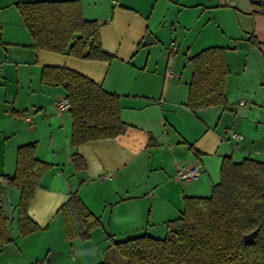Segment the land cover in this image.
<instances>
[{"label":"crops","instance_id":"0c3cea01","mask_svg":"<svg viewBox=\"0 0 264 264\" xmlns=\"http://www.w3.org/2000/svg\"><path fill=\"white\" fill-rule=\"evenodd\" d=\"M18 1L0 0V175L14 173L17 148L28 143H35L36 158L51 167L28 206L39 226L31 234L18 232L20 192L7 185L12 241L0 243V264H62L54 261L58 256L70 264L86 263L65 250L95 245L93 234L99 229L113 241L116 235L164 238L166 223L181 214L184 197L210 194L223 156L241 161L264 154L254 135L262 120L254 110L264 109V16L252 14L255 0H79L83 18L98 23L110 60L32 48ZM251 34L259 42L254 50ZM212 46L233 48L226 52L225 96L227 109L238 112L240 120L233 116L230 125L222 122L229 114L221 106L198 111L187 106L188 60ZM46 65L71 68L116 94L125 131L72 148L69 109L55 105L65 91L40 81ZM231 132L241 138L233 140ZM73 152L84 159L85 168L75 169ZM179 164H198L199 178L181 183L175 177ZM1 190L0 184V206ZM72 192L101 221L85 242L66 238L58 210ZM98 250L84 256H96ZM53 251L58 254L46 262Z\"/></svg>","mask_w":264,"mask_h":264},{"label":"trees","instance_id":"16d2710c","mask_svg":"<svg viewBox=\"0 0 264 264\" xmlns=\"http://www.w3.org/2000/svg\"><path fill=\"white\" fill-rule=\"evenodd\" d=\"M15 5L32 37V48L81 59H112L101 46L98 23L83 18L79 0H19ZM251 8L252 14L264 16V0L252 1ZM248 42L250 46L259 45L253 34ZM228 50L233 48L207 47L189 58L192 77L187 106L191 110L228 108ZM40 81L65 91L72 119V148L125 131L127 124L120 116L119 97L87 76L65 66L46 65L41 69ZM71 158L76 170L85 168L77 152ZM49 167L36 158L35 143H28L17 148L14 173L0 175L1 185H16L19 189L16 222L21 236L39 229L28 215V206ZM219 174L208 196L184 197L182 212L166 223L164 238L142 234L113 241L112 246L125 264H264V161H234L231 156H223ZM58 210L69 241H88L90 232L101 226L99 217L76 192ZM6 223L0 206V243L12 241ZM250 233L252 240L244 242L243 237Z\"/></svg>","mask_w":264,"mask_h":264},{"label":"rangeland","instance_id":"374dc122","mask_svg":"<svg viewBox=\"0 0 264 264\" xmlns=\"http://www.w3.org/2000/svg\"><path fill=\"white\" fill-rule=\"evenodd\" d=\"M251 48H253V47L251 46ZM252 50H254V48ZM253 52H254V56H257V51H253ZM251 56L252 55L250 53L249 61H251ZM262 99H264V98H262ZM247 101L249 102V100H247ZM247 106H248V103H247ZM256 107H258V106L256 105ZM226 110H227V114H229L228 115L229 117H228V119H227V117H224L222 119V122L229 121L228 124L230 125L231 123H233V120H232L233 116H236L240 120V114L238 112L235 113L234 111H229L228 109H226ZM254 112L256 113V115L258 117L262 118L261 123H259L260 125L258 126V128L256 129V132L254 134L255 138H256L255 142L257 144L261 143L262 145H264V109H259V107H258L257 109L254 110ZM241 120H243V119H241ZM257 157L259 160L264 161V154H259ZM13 230H15V228ZM109 234L110 233L107 234L106 232H103L100 229H99V231H97V233L93 234V240L96 243L95 246H97L99 248L98 254L96 256H76V257H70V258H77L76 260H85V262H86V263H82L83 262L82 261V262H78L77 264H89L90 261H92L93 264H99L103 261H105L109 264H125L124 259L117 254L115 248H113V246H112V243H113V240L111 239L112 236L107 237V235H109ZM120 237L121 236L116 235V238L114 241H120L121 239L122 240L126 239L124 236H123V238H120ZM72 249L66 248L65 251L68 252V254L66 253L67 254L66 256H75L72 254ZM61 258H63V257L58 256V257H56V259L54 261L58 260L57 262H62V264H70L68 262V260L65 259V262H64L63 259H61Z\"/></svg>","mask_w":264,"mask_h":264},{"label":"water","instance_id":"95a60500","mask_svg":"<svg viewBox=\"0 0 264 264\" xmlns=\"http://www.w3.org/2000/svg\"><path fill=\"white\" fill-rule=\"evenodd\" d=\"M1 202H2V210H3V217L7 220L6 227L7 229L11 228V222L13 220V208L10 205L9 198H8V186L7 185H2V190H1ZM253 234L250 233L246 236L243 237L244 242H249L252 240ZM97 246L95 245H90L87 247L83 248H73L72 249V254L75 256H84V255H95L96 253ZM58 252L53 251L50 252L47 256L45 261L46 262H51Z\"/></svg>","mask_w":264,"mask_h":264},{"label":"built area","instance_id":"2783aa9c","mask_svg":"<svg viewBox=\"0 0 264 264\" xmlns=\"http://www.w3.org/2000/svg\"><path fill=\"white\" fill-rule=\"evenodd\" d=\"M240 103L243 104V101H241ZM55 105L60 109H65L69 107L66 98L58 100ZM231 137L233 140L237 141L241 138V134L238 132H232ZM200 174L201 171L198 164H179L176 167L175 171V177L183 184L198 179Z\"/></svg>","mask_w":264,"mask_h":264}]
</instances>
